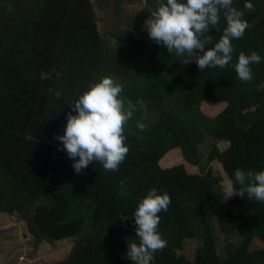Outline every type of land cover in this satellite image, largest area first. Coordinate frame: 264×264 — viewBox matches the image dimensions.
Returning <instances> with one entry per match:
<instances>
[{"label":"trees","instance_id":"trees-1","mask_svg":"<svg viewBox=\"0 0 264 264\" xmlns=\"http://www.w3.org/2000/svg\"><path fill=\"white\" fill-rule=\"evenodd\" d=\"M145 2L154 12L166 0ZM245 2L233 6L244 10ZM250 2L255 11L244 10L249 27L232 40L229 65L200 71L155 42L143 49L140 43L132 56L134 41L117 26L109 31L114 40L104 42L89 0H0V214L18 215L35 241L73 238L53 264H132L133 213L153 187L172 203L158 214L168 246L152 264H264V202L247 193L222 199L224 186L209 165L216 160L233 181L237 168L264 171V0ZM226 26L221 12L208 47ZM241 52L261 56L249 82L235 71ZM127 59L135 64L129 77ZM42 71L52 79L41 80ZM115 75L121 97L142 99L147 113L137 104L127 122L130 150L118 171L93 161L77 173L55 135L64 134L67 114H76L71 104L92 83ZM205 101L208 113L199 108ZM141 117L146 131L136 127ZM205 140L211 145L202 150ZM214 141L227 145L219 150ZM122 179L126 196L118 195ZM217 233L230 240L218 243ZM190 238L199 241L187 259L182 249ZM34 250L41 252L38 243Z\"/></svg>","mask_w":264,"mask_h":264},{"label":"clouds","instance_id":"clouds-1","mask_svg":"<svg viewBox=\"0 0 264 264\" xmlns=\"http://www.w3.org/2000/svg\"><path fill=\"white\" fill-rule=\"evenodd\" d=\"M243 8L247 12L255 11L250 0H246ZM244 10L234 7L233 0H166V3H160L151 13L147 31L150 39L166 47L169 53L185 57L182 61L184 65L195 62L200 71L224 68L232 60V40L242 38L249 27L248 21L243 19ZM221 12L227 26L214 47H208L212 43L210 29L217 28ZM260 62L261 56L258 53L246 55L241 52L234 66L238 78L243 82L252 80V65ZM52 72L56 70L53 68ZM59 75L56 72V76ZM40 79H52V75L42 71ZM122 91L123 86L113 77L104 76L92 83L71 104L76 114H67L64 134L55 135V139L62 142V150L74 161L72 166L77 173L93 161L101 163L105 171H118L126 159L130 150L125 135L127 122L132 119L137 104L145 115L147 109L142 99L133 104L131 100L122 98ZM55 96L59 98L61 92H55ZM142 120L143 117L137 121L136 127L146 131L147 126ZM234 176L235 181L227 180L223 188L226 197H244L247 193L249 198L264 202V171L237 168ZM125 183L124 179L119 181L118 195L128 194ZM235 184L240 185L239 191ZM171 203L170 195L167 192L159 193L155 187L139 202L133 213L138 243L132 242L127 248V257L132 264H152L155 254L167 248V240L158 231L161 223L158 214L167 212ZM121 219L126 220L127 217L121 216Z\"/></svg>","mask_w":264,"mask_h":264},{"label":"rangeland","instance_id":"rangeland-1","mask_svg":"<svg viewBox=\"0 0 264 264\" xmlns=\"http://www.w3.org/2000/svg\"><path fill=\"white\" fill-rule=\"evenodd\" d=\"M89 2L92 6L93 17L100 38L104 42H112L114 40V35L110 34L109 31L113 29L112 27L117 26L122 28L134 41L128 47V51L132 56L136 55L140 43L142 44V49L154 43L147 31L149 19H151L153 11H151V7H147L145 0H89ZM111 3L118 6H111ZM114 55L115 57L119 56L117 52H114ZM120 65L121 63H118L117 67ZM133 65L135 64L132 59H127L123 63V66L129 71L126 73L128 77L132 75L131 70L135 68ZM114 66L116 69V65ZM111 71L113 72V68ZM112 77L119 81L116 75ZM209 105L210 103L206 101L201 102L199 108L204 113H208L206 109ZM205 141L198 144L202 150H207L211 145L208 140ZM214 145L221 150L227 144L223 141H214ZM209 165L213 174L220 176L219 183L225 186L227 177L221 170L220 164L216 160H213L209 162ZM221 194L222 199L228 198L224 192ZM216 238L218 243H223L226 239L230 240V237L224 239L219 233L216 234ZM72 241L73 238H67V242L63 240L47 241L42 236L38 238V241H35V238L27 232L25 222L18 215L0 214V264H53L54 261H59L68 254ZM198 241L194 238L184 240L182 253L187 259L193 258ZM234 241L236 242V240ZM37 243L38 247L41 248V252L38 255L34 250L37 248ZM255 243L259 247L263 245L262 242ZM256 244H253L252 247H257Z\"/></svg>","mask_w":264,"mask_h":264}]
</instances>
